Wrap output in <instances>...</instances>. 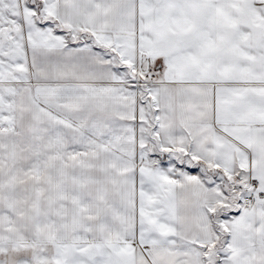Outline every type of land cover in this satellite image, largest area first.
<instances>
[{"label": "snow or ice", "instance_id": "6c2138e0", "mask_svg": "<svg viewBox=\"0 0 264 264\" xmlns=\"http://www.w3.org/2000/svg\"><path fill=\"white\" fill-rule=\"evenodd\" d=\"M0 264H264V0H0Z\"/></svg>", "mask_w": 264, "mask_h": 264}]
</instances>
